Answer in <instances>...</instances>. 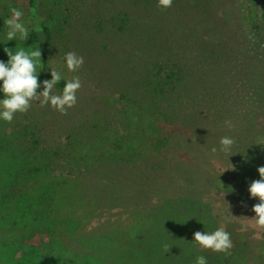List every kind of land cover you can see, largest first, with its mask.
I'll return each mask as SVG.
<instances>
[{
  "label": "trees",
  "instance_id": "obj_1",
  "mask_svg": "<svg viewBox=\"0 0 264 264\" xmlns=\"http://www.w3.org/2000/svg\"><path fill=\"white\" fill-rule=\"evenodd\" d=\"M30 3L45 15L21 44H42L43 80L50 79L53 57L65 79L81 82L77 103L63 114L33 101L12 126L0 121V150L10 139L44 160L11 191L42 192L50 226L39 229L50 242L70 247L77 232L69 223L84 231L104 222L107 234L152 206L203 198L207 185L227 190L248 177L244 162L264 151V73L248 68L246 54L254 48L246 31L264 33V8L262 26L243 21L238 0H172L169 7L158 0ZM229 3L237 25L219 16ZM69 51L84 58L76 72L64 63ZM63 84L53 92L60 94ZM223 136L234 139L231 152L212 153ZM126 208L128 225L118 218Z\"/></svg>",
  "mask_w": 264,
  "mask_h": 264
},
{
  "label": "rangeland",
  "instance_id": "obj_2",
  "mask_svg": "<svg viewBox=\"0 0 264 264\" xmlns=\"http://www.w3.org/2000/svg\"><path fill=\"white\" fill-rule=\"evenodd\" d=\"M238 4L239 13H244L243 21L246 24L259 22L263 26L260 15L264 0H238ZM12 8L23 11L21 19L29 31L32 26L39 29L38 20L45 15L44 10L37 12L30 0H0V40L5 38L7 28L4 21L11 15ZM236 12L235 4L229 3L221 9L219 16L237 25ZM245 17L248 22L244 20ZM246 33L254 48L250 54H246L248 68L264 73V33L249 30ZM37 45L42 51V44ZM5 46L35 47H24L19 40L0 44V59L5 61L8 59L3 50ZM245 49H250L249 45ZM49 65L63 74L55 58L50 57ZM38 71L39 79L43 80L42 65ZM12 124L13 121L7 122L8 126ZM262 156L244 162L250 173L236 188L216 190L207 185L203 189V198L176 197L150 207L145 213H134L141 214L129 227L104 234V222H92L84 231H76L77 224L69 223V231L77 232V237L67 248L58 241L50 242L39 229V226H50L43 219L45 208L40 200L42 192L28 195L11 191L13 186L28 179V168L44 165V160L27 156L13 146L10 139L5 140V148L0 150V264H195L199 255L207 257V264H264V227L256 225L252 211V206L259 200L250 198L248 192L249 183L260 179L257 168L264 166V151ZM131 210L126 208L123 214L118 215L125 225L130 220L127 213ZM24 227L30 228L34 237H25V233L20 231ZM218 227L225 228L231 234L233 246L228 254L202 249L191 240L195 231L210 232ZM10 228L16 230L12 232L13 235L7 232ZM88 233L101 234L86 236Z\"/></svg>",
  "mask_w": 264,
  "mask_h": 264
},
{
  "label": "clouds",
  "instance_id": "obj_3",
  "mask_svg": "<svg viewBox=\"0 0 264 264\" xmlns=\"http://www.w3.org/2000/svg\"><path fill=\"white\" fill-rule=\"evenodd\" d=\"M171 3L172 0H158V6L169 7ZM10 12L9 18L4 21L7 31L5 38L0 40V44L6 45V42L12 40L23 41L29 37V28L21 19L24 15L23 11L12 8ZM3 50L8 59L7 61L0 59V121L12 122L15 114L27 112L33 101H38L41 106L49 105L62 114L77 103L76 93L81 87L78 76L65 79L60 71L49 65L50 79H39L41 70L38 71V69L42 61L39 45L29 49L5 46ZM63 60L69 72H76L84 63L82 56L71 51L65 53ZM61 80H64L62 91L56 94L53 89ZM225 124L231 127L230 121H225ZM234 143L232 137L223 136L219 140V148L213 146L211 152L230 153ZM257 171L260 179L249 183L248 192L250 198L259 200L252 206V211L255 213L253 218L257 226L264 227V166H259ZM230 237L231 234L225 228L218 227L210 232L195 231L191 240L202 249L228 254L233 246ZM167 250L166 245L165 251ZM195 264H207V257L197 256Z\"/></svg>",
  "mask_w": 264,
  "mask_h": 264
}]
</instances>
